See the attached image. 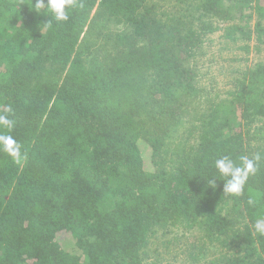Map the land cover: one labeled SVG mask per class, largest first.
I'll use <instances>...</instances> for the list:
<instances>
[{"label": "trees", "instance_id": "1", "mask_svg": "<svg viewBox=\"0 0 264 264\" xmlns=\"http://www.w3.org/2000/svg\"><path fill=\"white\" fill-rule=\"evenodd\" d=\"M30 2L0 0V114L27 153L0 152V264H163V238L264 264V164L241 196L207 184L221 155L264 153V55L227 60L222 94L200 63L216 33L264 53V0H77L51 29Z\"/></svg>", "mask_w": 264, "mask_h": 264}, {"label": "clouds", "instance_id": "2", "mask_svg": "<svg viewBox=\"0 0 264 264\" xmlns=\"http://www.w3.org/2000/svg\"><path fill=\"white\" fill-rule=\"evenodd\" d=\"M21 6V5H20ZM29 8L39 15L50 17L42 23L46 29H51L53 21L67 22L70 19L71 11L78 6L77 0H31ZM13 109L8 106L6 114H0V152L9 156L16 164L27 160V153L22 151L21 143L12 135L16 121L10 116ZM264 164V153L256 152L251 157L240 155L234 159L230 155H221L213 161V167L216 175L211 177L207 184L217 186V181H223V192L230 196H241L244 193L245 185L249 177L255 176ZM247 203L255 207L257 200L249 196ZM254 230L261 236H264V216L255 220Z\"/></svg>", "mask_w": 264, "mask_h": 264}, {"label": "rangeland", "instance_id": "3", "mask_svg": "<svg viewBox=\"0 0 264 264\" xmlns=\"http://www.w3.org/2000/svg\"><path fill=\"white\" fill-rule=\"evenodd\" d=\"M152 2H156L157 0H151ZM159 1V0H158ZM159 3V2H158ZM160 6L157 8V12L167 11V7L163 5L161 2ZM162 8V9H161ZM161 9V11H160ZM96 13V9L93 10L91 16H94ZM220 34L216 33L212 37L209 38V43L207 45L208 53L204 56L200 63L201 67H203V75L207 80V84L209 87L214 90H218L224 92L226 89L225 85L228 81L227 73H230L232 68L229 67L227 63L229 59H232L231 66L235 69L238 67H243L250 69L257 61L262 58L264 53L262 51L255 50V44L251 43L250 51L247 53L242 50H238L235 47L233 49H229V45L225 44V42L220 38ZM239 60V61H238ZM139 147L142 152V156L144 158V168L146 170H151V159H150V150L148 146L142 142L139 143ZM163 244L165 247H160V253L164 254V263L163 264H189L190 259L186 258L181 252L182 248L185 246L183 244H171L170 241L163 238ZM187 244V243H185ZM155 242L151 246V251L155 248ZM152 254V252H151ZM209 261H212V258H208L205 261H201L199 264H209ZM197 264V263H191Z\"/></svg>", "mask_w": 264, "mask_h": 264}]
</instances>
